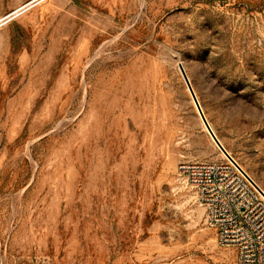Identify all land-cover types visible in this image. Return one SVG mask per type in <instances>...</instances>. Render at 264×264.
<instances>
[{
  "label": "rangeland",
  "instance_id": "1",
  "mask_svg": "<svg viewBox=\"0 0 264 264\" xmlns=\"http://www.w3.org/2000/svg\"><path fill=\"white\" fill-rule=\"evenodd\" d=\"M180 67L264 190V0H41L0 26V264H236L179 175L224 158Z\"/></svg>",
  "mask_w": 264,
  "mask_h": 264
},
{
  "label": "built area",
  "instance_id": "2",
  "mask_svg": "<svg viewBox=\"0 0 264 264\" xmlns=\"http://www.w3.org/2000/svg\"><path fill=\"white\" fill-rule=\"evenodd\" d=\"M179 175L204 209L220 247L236 264H264V190L235 159L181 164Z\"/></svg>",
  "mask_w": 264,
  "mask_h": 264
},
{
  "label": "bare ground",
  "instance_id": "3",
  "mask_svg": "<svg viewBox=\"0 0 264 264\" xmlns=\"http://www.w3.org/2000/svg\"><path fill=\"white\" fill-rule=\"evenodd\" d=\"M39 1H41V0H35V1H33L32 3H30V4H28V5L24 6V7H22V8H20V9L16 10L14 13L10 14L9 16L0 19V26L3 25V23H5L7 20L11 19L13 16H15V15H17L18 13L22 12L23 10H25V9H26L27 7H29L30 5H32V4L36 3V2H39ZM195 107H196V111H197V113H198V117L200 118V120H201V122H202V125H203L204 130L206 131L207 135H208L209 138L211 139V141H212V143L214 144V146H215L216 148H218V150H220L219 146L216 144L215 140H214L213 137L210 135V133H209V131H208V129H207V126L205 125V122L203 121V118H202V116H201V114H200V112H199L197 106H195ZM204 116H205V115H204ZM205 118H206V116H205ZM206 120H207V118H206ZM207 122H208V120H207ZM208 123H209V122H208ZM209 126L211 127L210 123H209ZM211 129H212L213 133L215 134V132H214V130H213L212 127H211ZM215 136H216V134H215ZM216 138L218 139L217 136H216ZM218 141H219V142L221 143V145L223 146L222 142H221L219 139H218ZM224 149H225V148H224ZM225 150H226V149H225ZM226 151H227V150H226ZM220 152H221V154H222L223 156H226V155L223 153L222 150H220ZM227 153L229 154L228 151H227ZM229 155H230V154H229ZM231 157H232V156H231Z\"/></svg>",
  "mask_w": 264,
  "mask_h": 264
},
{
  "label": "water",
  "instance_id": "4",
  "mask_svg": "<svg viewBox=\"0 0 264 264\" xmlns=\"http://www.w3.org/2000/svg\"><path fill=\"white\" fill-rule=\"evenodd\" d=\"M180 70H181V73H182V75H183V77H184V79H185V81H186V83H187V85H188V88H189V90H190V93H191V95H192V98H193V100L195 101L196 106H197V108H198V110H199V112H200V114H201V116H202V118H203V121L205 122V125L207 126V129H208L210 135L213 137V139L215 140L216 144L219 146L220 150H222L223 153H224L228 158H231V156L227 153V151L224 149V147H223V146L221 145V143L218 141V139L216 138L215 134L213 133L211 127L209 126V123L207 122V120H206V118H205V116H204V114H203V112H202V110H201V108H200V106H199V103H198V101H197L196 95H195V93H194V91H193V89H192V87H191V85H190L189 79H188V77H187V75H186L184 69H183L182 67H180Z\"/></svg>",
  "mask_w": 264,
  "mask_h": 264
}]
</instances>
